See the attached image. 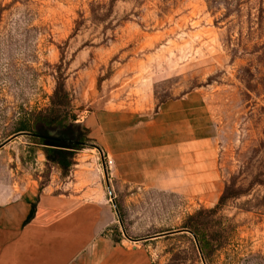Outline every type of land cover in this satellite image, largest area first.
<instances>
[{"label":"rangeland","instance_id":"1","mask_svg":"<svg viewBox=\"0 0 264 264\" xmlns=\"http://www.w3.org/2000/svg\"><path fill=\"white\" fill-rule=\"evenodd\" d=\"M57 82L69 96L62 130L77 126L83 142L67 171L39 137L18 135L41 127ZM189 93L212 118L224 202L112 183L87 117L151 116ZM76 176L120 196L114 238L159 236L146 243L155 264H264V0H0V198L33 185L72 190Z\"/></svg>","mask_w":264,"mask_h":264},{"label":"crops","instance_id":"2","mask_svg":"<svg viewBox=\"0 0 264 264\" xmlns=\"http://www.w3.org/2000/svg\"><path fill=\"white\" fill-rule=\"evenodd\" d=\"M212 123L196 93L165 101L151 116L101 109L84 121L112 183L207 206L224 190ZM78 177L72 190L33 185L0 198V264H155L146 243L159 236L114 238L122 218L113 198L120 196L101 180L85 186Z\"/></svg>","mask_w":264,"mask_h":264},{"label":"trees","instance_id":"3","mask_svg":"<svg viewBox=\"0 0 264 264\" xmlns=\"http://www.w3.org/2000/svg\"><path fill=\"white\" fill-rule=\"evenodd\" d=\"M112 3H116L120 0H110ZM69 107V96L66 90V86L63 82H57V86L54 91V96L52 98V108L45 111V113H40V119L38 123H40L41 127L35 133L28 132V127L23 125L19 132L26 133L31 136H37L44 134L47 135L50 132H55L56 135L66 136L69 133L63 132V123L67 119L65 109ZM65 115V116H64ZM65 119V120H64ZM42 130L44 132H42ZM73 127L70 128L68 131H72ZM27 131V132H26ZM72 133V132H71ZM76 150H80L79 146H74L73 150H64V149H57V148H47L45 151L47 160L59 166L63 171L69 170V168L74 164L75 160V152ZM226 195L224 194L223 197L220 199V204L224 202ZM193 224V223H192ZM187 231L191 232L197 242H199L200 250L204 253V246H202L201 235L198 233L197 229L193 228L191 224L184 227ZM204 243V242H203Z\"/></svg>","mask_w":264,"mask_h":264},{"label":"water","instance_id":"4","mask_svg":"<svg viewBox=\"0 0 264 264\" xmlns=\"http://www.w3.org/2000/svg\"><path fill=\"white\" fill-rule=\"evenodd\" d=\"M76 127L77 126H75L73 129V134L70 135L67 139L55 138V132H50L49 136L38 135V137L44 138L46 140L45 145L47 147L64 149V150H73L74 146L80 144V142L78 141V132L76 130ZM18 135H28V134L19 133ZM182 232H189V231L183 230Z\"/></svg>","mask_w":264,"mask_h":264},{"label":"flooded vegetation","instance_id":"5","mask_svg":"<svg viewBox=\"0 0 264 264\" xmlns=\"http://www.w3.org/2000/svg\"><path fill=\"white\" fill-rule=\"evenodd\" d=\"M41 135H44V134H41ZM70 135H72V133H71ZM70 135L67 134L66 136H60V135H56V134H55V138H59V139H67ZM44 136H49V134L44 135ZM39 138H40L41 140H43L44 142L46 141L44 138H41V137H39ZM78 140H79V142H80L79 145H81L83 142H82V140L80 139V137L78 138ZM49 142H51V141H49ZM79 145H76V146H79Z\"/></svg>","mask_w":264,"mask_h":264}]
</instances>
